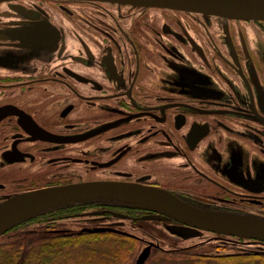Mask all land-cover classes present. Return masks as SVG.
<instances>
[{
  "label": "flooded vegetation",
  "instance_id": "flooded-vegetation-1",
  "mask_svg": "<svg viewBox=\"0 0 264 264\" xmlns=\"http://www.w3.org/2000/svg\"><path fill=\"white\" fill-rule=\"evenodd\" d=\"M94 181L264 216V20L95 0L0 1V205ZM154 216L77 204L0 239L111 227L95 233L153 241L150 255L168 252L154 241L198 239L264 260V242L209 231L182 238L168 230L179 222Z\"/></svg>",
  "mask_w": 264,
  "mask_h": 264
},
{
  "label": "water",
  "instance_id": "water-1",
  "mask_svg": "<svg viewBox=\"0 0 264 264\" xmlns=\"http://www.w3.org/2000/svg\"><path fill=\"white\" fill-rule=\"evenodd\" d=\"M7 1V0H0ZM91 1V0H81ZM94 1V0H93ZM134 7H160L187 10L235 19L264 20V0H95ZM116 203L127 208L150 210L164 220H175L170 233L182 238L200 236L203 231L264 242V216L198 207L172 193L137 183L116 181L82 182L24 192L0 205V236L15 226L44 212L77 204ZM89 232L117 231L111 227ZM151 245L136 257L134 264H145Z\"/></svg>",
  "mask_w": 264,
  "mask_h": 264
},
{
  "label": "trees",
  "instance_id": "trees-1",
  "mask_svg": "<svg viewBox=\"0 0 264 264\" xmlns=\"http://www.w3.org/2000/svg\"><path fill=\"white\" fill-rule=\"evenodd\" d=\"M140 244L138 240L111 233L80 231L59 236L37 230L19 231L10 236V240L0 243V264H124L131 256H136L141 249ZM154 255L161 263H168L171 259L170 254L158 249L150 257ZM255 257L256 254L247 257L237 254L215 255L211 259L223 264H264V261L258 263ZM187 258L198 256L180 258V262ZM191 260L194 261L187 264H203L204 258Z\"/></svg>",
  "mask_w": 264,
  "mask_h": 264
},
{
  "label": "rangeland",
  "instance_id": "rangeland-1",
  "mask_svg": "<svg viewBox=\"0 0 264 264\" xmlns=\"http://www.w3.org/2000/svg\"><path fill=\"white\" fill-rule=\"evenodd\" d=\"M27 231H32V230H27ZM37 231H39V230H37ZM39 232L41 233V231H39ZM10 236H14V233L10 234V235L3 236L0 239V243H4V242L10 240ZM207 237H210V235H208ZM199 241L200 240H198V239L187 240V241L180 242V243H176L175 241H171V240L154 241V244L156 243V245L159 247H160L159 242L161 243L163 248L168 251L167 253L170 254L169 257L171 259L169 258L170 260H168V263H161L159 258L154 255V256L149 257L147 259V261L145 262V264H182V263L187 264L189 261H194L191 259H198V258H204L203 264H218V263L223 264V262H218V261H216V259H209V256H211V255H231V254L237 255V254H240V253L236 252L235 247H225L224 248L223 246H219L218 242H216V241L214 242L213 240H208L207 242L205 241L206 243L204 242L205 244L202 245L203 247L202 246L198 247L197 243ZM149 242H153V241H150V240L143 241V242L141 241L140 251H142L149 244ZM199 245H201V244H199ZM185 249H192L195 251L197 250L201 253L199 254L198 258H187L186 260L185 259L183 260L184 262H182V261L180 262V260H181L180 258L190 256V255H187L186 253H182V251H184ZM217 249H219L218 252L216 251ZM139 252L136 254V256H134V255L131 256L124 264H132L133 261L135 262L136 257L139 254ZM193 256H195V255H193ZM176 258H179V259H176ZM198 261H200V259ZM256 261L258 263H261L264 260L261 261V260L256 259ZM224 264H232V263H224Z\"/></svg>",
  "mask_w": 264,
  "mask_h": 264
}]
</instances>
